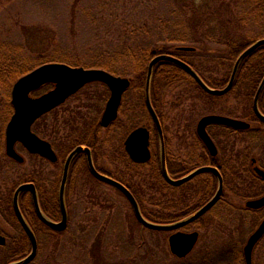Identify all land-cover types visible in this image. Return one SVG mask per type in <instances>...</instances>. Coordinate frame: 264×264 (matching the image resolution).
<instances>
[{
    "label": "rangeland",
    "instance_id": "374dc122",
    "mask_svg": "<svg viewBox=\"0 0 264 264\" xmlns=\"http://www.w3.org/2000/svg\"><path fill=\"white\" fill-rule=\"evenodd\" d=\"M195 1L203 13L207 9V4L204 6L203 4L209 0ZM212 1L215 6L230 3L234 11L237 0ZM174 2V0H0V71L7 65L12 64L15 67H9L8 71L13 80L0 83V118L3 119L0 127H3L10 114L7 106L8 99H10L13 83L21 77L20 72L26 70L30 72L35 69L42 58L46 59L47 56L66 55L80 65L75 66L76 68L85 69H92L88 67L97 65L101 57L105 59L106 66L110 69L107 71L129 78L132 82L123 96L118 120L108 132L111 139L110 144L103 146L105 153L106 149H109L108 154L111 161L105 169L132 187L140 197L147 213L152 215L161 211L176 213V208L183 205L176 203L178 207L173 206L171 199H175L177 193L166 189L158 191L149 187L147 183L141 186L139 183L143 179L144 170L125 164L115 149L118 147V150H122L120 146L132 128L149 124L146 121L147 112L143 92L137 87L132 77L136 63L130 59L121 58L120 53L132 44L134 48L138 44L145 46L153 41V38L144 39L145 35L139 30L140 27L155 28L159 27L162 22L165 25L160 27H174L172 22L180 20L179 15L176 12L173 13ZM209 21L212 26L215 25L211 18ZM133 27L136 28L135 35L138 38L136 43L134 42L136 45L126 41L127 36L120 35L122 31H131ZM139 37L142 39L139 40ZM217 52L220 51L217 50ZM221 54L222 52L218 53V55ZM182 55L194 64L205 79H220L226 71L222 60L214 53L211 55L203 52H189ZM186 84L189 83L182 82L171 86L166 84L163 78H158L154 92L160 101L159 109L164 114L165 135L170 142L168 150L172 161L187 163L189 159L185 157V139L193 140L195 125L202 115L221 111L227 104L231 106L249 104L244 98V93L235 95L233 92L232 100L229 101L225 98L209 100L198 91L185 86ZM88 92L94 94L93 97H95L92 111L88 108L89 97H82L81 101L76 104L73 103L72 97L55 111L56 118L52 115L44 117L50 124H57L58 137L62 138L65 144L73 141V108L77 110L78 107L81 108L79 111L82 114L79 115V119L82 120L78 123V128L87 126L82 122L83 120L93 119L95 123L99 121L108 92L104 85L92 83L83 88L77 96ZM256 129L259 130L261 127L256 126ZM106 133L107 130H104L101 138ZM261 136L263 135L259 131L249 139L258 140ZM46 137H54V135H46ZM254 140L250 145L246 144L247 149L255 157L264 159V139ZM246 146L245 143L238 145L239 149ZM113 155L114 160L111 158ZM192 162H195V159H192L190 164L187 163V166L193 165ZM29 170L16 165L10 167L11 174L6 173L3 176V192L7 193L12 184L24 180L28 175V172L24 171ZM45 175L47 191H41V203L44 209L51 210V198L56 193L57 185L54 184L55 179L48 171ZM74 177L76 178L75 186L72 187L67 200L70 213L67 229L57 236L56 240H53L52 237L46 236V229L39 226L40 232L37 237L41 252L33 264H45L48 260L45 258L52 255L54 261H57L55 263L58 264H91L89 252L97 240H100L102 247L106 249L109 261L113 262L121 260L122 256L130 251L128 244H130L131 236L134 243L138 242L137 230L128 225V217H132L133 214L123 195L107 185L96 183L86 175ZM137 186H140V189ZM140 190L142 192H139ZM194 191H189L191 197L189 200L192 201L190 206L197 201ZM255 192L257 190L252 191V193ZM91 200H94L95 204ZM227 200V203H220L214 208L209 217L207 229L199 230L192 227L185 230L195 229L200 234L195 249L185 262L188 261L189 264L202 262L205 264H244L243 261L236 260L237 254L239 251L241 253L247 238L258 224L259 218L257 214L245 212L243 201L235 197L233 193L232 195L228 193ZM184 210L183 208L180 213ZM4 215L9 222L0 224V234L6 238L5 244L0 246V264L12 253L11 250L16 242L22 240L20 226L11 220L8 211ZM145 234L150 248L148 258L140 263L133 262V264H184L169 254L167 242L159 239L161 236L149 232ZM168 235L169 233H165L166 238ZM159 244L161 249L158 248ZM29 251L30 246L28 253ZM253 264H264V241L254 250Z\"/></svg>",
    "mask_w": 264,
    "mask_h": 264
},
{
    "label": "trees",
    "instance_id": "16d2710c",
    "mask_svg": "<svg viewBox=\"0 0 264 264\" xmlns=\"http://www.w3.org/2000/svg\"><path fill=\"white\" fill-rule=\"evenodd\" d=\"M174 1H175L174 2L175 8L173 10V13L176 12V14L179 15V19H180V20H174L172 22L174 27H160L162 25H165L163 22L161 23L160 26L158 25L159 27H155V28L140 27L139 30H141L142 34L145 35L144 39L147 40L153 38V41L145 46L143 44L141 45L135 44L136 40H138V38L135 35L136 33L135 27L131 28V31L129 30H125L124 32L122 31L120 35L127 36L126 38L128 39L126 41H130L133 43L135 42L134 44L136 46L132 48L133 45L132 44L131 46H128L126 49L122 50L120 53L121 58H127L132 60L133 63H136V66L134 67V71L132 73V77L134 81L137 83V87L142 92H144V83H145L148 63L154 56L160 54L172 55L180 59L181 61L185 62L189 66H191L208 87L213 89L222 88L225 82L228 80L233 65L237 57L240 55V53L255 41L264 38V0H237V1L234 0L235 1L234 11L233 8L230 7V3L227 4L222 3L223 5L221 4L220 6L217 5L215 6V4L213 5L214 1L209 0V2L203 4V6L207 4L206 5L207 9L204 10L203 13H201V9H200L201 7L198 6L195 0H174ZM210 3L211 6H209ZM210 18L212 19V22H215L214 26L211 25L209 21ZM141 39L142 38L139 37V40ZM181 46L191 47L193 48V50L191 51L178 50V48ZM217 50L222 52V54L218 55V53L220 54V52H217ZM189 52H198V53L203 52V53H209L211 55L212 53L216 54L217 57H219L222 60V65L226 70L224 75L220 79H212V78L211 80L205 79L204 77H202V74L197 70L194 64L182 55L183 53H189ZM138 54L139 56H137ZM51 62L62 63L72 67L80 66L79 64L73 62L72 58H69L63 54H58L54 56H47L46 59L42 58L40 63L37 64L35 68L40 65ZM106 64L107 63L105 59L100 57V59H98L97 65L89 66L88 68L102 69L105 71L110 70L106 66ZM9 67L15 68L12 64L9 66L7 65L2 67V71H0V83H4L7 81L10 82L11 80H13L12 76H10L11 73H8ZM28 72L29 70H26L22 73L20 72V74L19 71L18 73L16 72L15 73L17 75L19 74L20 76H23ZM107 72L119 76L113 72L110 71ZM263 76H264V45H261L258 48H256L251 54H249L241 63L237 72L236 81L233 87V92L236 93V91L237 92L242 91L245 94L244 95L245 100L248 101V104L250 106L252 104L254 94ZM158 78H163L166 84L171 86L178 85L182 82L189 83L186 84L185 86H188L191 90L198 91L199 94H201L202 96H204L209 100H221L224 99V97L218 98L217 96L205 92L179 65L165 60L159 61L153 68L152 80L150 86V99H151L152 107L160 121L162 131L165 136L166 148H167L166 151L169 152L168 147L170 142L169 139L166 138L167 135H165L166 129L164 127L165 124L164 114L159 109L160 101L154 92L155 82ZM129 81L130 83H132L130 79ZM263 94H264V90H263ZM146 121L147 123H149L147 124V126L151 127L150 129L152 131L151 150L154 152V159L150 164L147 165L146 169H143L144 170V173L142 174L143 179L139 184L142 186L144 183H147L149 187L154 188L155 190L163 191V189H166L167 191L177 193L175 199H171L173 201L172 202L173 206L176 203L179 205L181 204L183 205L179 208H176L178 207L176 205L174 206L176 208L175 210L176 213H174L173 211L170 212L161 211L156 215H152L151 213H147L144 210V206L142 205V201L140 197H138L137 194L133 192V190L131 189L132 187L126 182H124V185L128 187L129 190L132 192L133 196L135 197L139 205V210L141 212V215L147 221L155 224L175 223L183 219L187 215L193 213L197 209H199L200 206H202L207 201L208 197L212 194L213 188L207 184L208 186L206 187L204 194H202L200 187L197 186L199 181L198 179L192 181L188 185H182L180 187H171L168 184H166L162 180L160 174V168L158 162L159 145H158L157 136L152 128V125L150 123V118L148 115ZM91 129L92 132L88 135L89 136L88 141L93 145V149L98 153L100 149V143L97 140V136L100 130L98 126H96V124H93V127ZM261 134H264V132H262ZM68 146L70 147L68 148L67 151L73 148V141L72 143L68 144ZM93 180L96 183H100L96 179ZM72 187H73V173L71 172L65 193V201L67 208V225L65 230L67 229L69 223V214H70L68 210L67 200ZM137 187L138 189H140L139 188L140 186ZM192 190H195L194 192L197 201L192 206H190L189 204L192 201L187 199L189 198V194H187V192ZM139 192L142 191L140 190ZM90 198L94 199L91 196ZM91 202L95 204L94 200H91ZM51 203H52V209L46 210L42 207V204L40 202L43 212L49 218L50 217L53 218L54 216H58L59 214L56 193L51 198ZM215 207H213L210 211H208L199 220L186 226L183 230L185 231L186 229L188 230V228H192V227H195L199 230L207 229L209 226V217L213 213ZM170 208L173 207L170 206ZM183 208L185 210L182 213H180V211H182ZM20 209L25 219L29 223L31 229L35 233L37 242H38L37 235L39 234L38 232H40L39 226L45 228L46 236L52 237L53 240H56L57 236L65 232V230L61 232L53 231L48 227H46L44 224H42L35 216L31 204V200L29 197L27 198L24 197L22 199V201L20 202ZM177 210L180 211L177 212ZM127 221H129L128 225L131 226L132 229L137 230L138 242L134 243V241L132 240L133 237L131 236L130 244H128L130 245L129 246L130 251L124 254L121 260L112 262L109 261L107 251L104 247H102L101 241L97 240V242H95L91 246V249L89 248L90 249L89 254L91 256V264H133V262L140 263V261L147 259L150 248L148 246V240L145 234L146 232L156 233L158 234L159 237L161 236L159 239L165 241V243L167 242V238L165 236V233L167 232L155 231L144 228L137 222V220L134 218L133 215L132 217H128ZM14 222L17 223L15 219ZM189 230L198 231L195 229L194 230L189 229ZM263 241L264 239L261 242ZM29 246H30L29 242L24 232L22 231V240L16 242L13 249L11 250L12 253L5 261L2 262V264H8L10 262H14L25 257L28 254ZM158 248L161 249L160 244ZM40 252H41V246L38 242L37 254L29 264H33L35 262ZM168 252L171 255L169 249ZM192 252L188 256H190ZM52 256L45 258L48 259L46 260L45 264H58L55 263L57 261H54ZM188 256L182 259H177L174 256L172 257L178 261L184 262V264H189L190 262L188 261L185 262ZM236 260H238L239 262L243 261L242 251L241 253L239 251ZM199 264H205V262Z\"/></svg>",
    "mask_w": 264,
    "mask_h": 264
},
{
    "label": "flooded vegetation",
    "instance_id": "af4514ba",
    "mask_svg": "<svg viewBox=\"0 0 264 264\" xmlns=\"http://www.w3.org/2000/svg\"><path fill=\"white\" fill-rule=\"evenodd\" d=\"M229 78H230V75L228 77V80L225 82L222 88H224L227 85ZM235 81H236V78L234 80L232 87L230 88L228 92H226L223 95L217 96V97L218 98L224 97L228 101L232 100L231 95L233 92ZM89 84H86L83 87H81L73 95L68 97L62 104L44 113L32 123L30 127L31 133H33L40 141L48 144L49 150L52 152L50 155L46 147L42 148L43 150L42 154L32 153L20 141H16L12 147L13 152L16 154V158L8 154L6 130H7V125L10 122L14 114V108L11 104V91H10V99H8V104H7L10 114L8 115V118L5 124L3 125V127H0V224L9 222L6 216L4 215L6 214L7 211L9 212L11 220L15 219L17 221L14 208H13V198H14V194L16 190L20 186L24 184L33 185L35 191L37 192L39 203L42 201L40 197V193L42 190L47 191L46 175H45L47 171L49 172L50 175L53 176V178L55 179L54 184L57 185V189L55 188V190L57 194V206H58V191L60 188L61 178H62L66 160L69 157V155L79 147H83L89 150L92 164L95 170L99 174H102L111 179H114L124 185V181L122 179L116 177L111 171L105 169L106 166L108 167L111 161L109 160L110 159V155L108 154L109 149H106V153H105V148L103 146L105 144L107 145L110 144L111 139L109 137L108 132L110 128L114 127V125L116 124L118 120L119 110L122 104V99L125 93L128 91V89L123 93L121 104L117 111V117L115 118V120L110 122L107 126L101 125V117L103 115L106 103L110 96V91L107 88V86H105L104 84L102 85L105 86L106 91L108 92V98L106 100L103 111L97 123H95V120L93 119L83 120L82 122L87 124V126L83 128H78V123L81 122L82 120V119H79V115L82 114L81 111H79L81 110V108L78 107V110L77 108H73V148L70 149L69 151H67L68 148L70 147L68 146L69 142H67L66 143L67 145H66L64 143L65 141H62V138L58 137L59 135L57 133V124L52 125L48 121H46V119H44V117L46 116L48 117V115L49 117L50 115H52L54 116V118H56L57 113H55V111L58 108H60L62 105H64L72 97H73L74 104L80 102L81 101L80 99L84 96L89 97L87 100L89 101L88 108H90L89 110L92 111L93 104L95 103V101H93V98H95L93 97L94 94H92L91 92H88L79 97L77 96L83 90V88H85ZM222 88H219V89H222ZM53 89H54V84L47 83V84L42 85L39 89L31 92L30 96L32 98H39ZM241 93L243 92L236 91L235 95L241 94ZM236 105L231 106V104H227L225 109H222L221 111H214V112L206 113L198 119L197 123L202 118L207 117V116H219V117H223L229 120H236V121L244 122L248 124V127L234 128V127L221 124V123L207 124L205 126V132L214 145V152L211 153V151L208 150L206 144L197 135V132H196L197 123H196L194 131H193V134H194L193 140L188 141V138L185 139V145H186L185 146V150H186L185 157L189 159L187 163L190 164L191 160L195 159V162H192L194 164L190 165L189 167L187 166L186 162H183V161L179 162L177 160L172 161V157L170 156V153L166 151L167 149L166 140L164 136L165 167H166V171H167L169 178L173 180L181 179L198 168L209 167V168L214 169L217 172L221 180L222 190H221V195L219 197V200H217V202L215 203L213 207L223 202L227 203L228 193H230L231 195L233 193L235 197H239L243 201L242 204H243V208L245 212L249 214L258 215L259 220H258V224L255 227L256 229L257 226L262 222V220H264V205L261 206L260 208L254 209V208H248L246 206V203L259 200L264 197V178L255 171V168H257L260 171L264 172V159L261 157L259 158L257 156L255 157V155L252 154V152L249 151V149H247L248 146H246V144L250 145L253 142L254 139H249V138H253L254 133H257L259 131L261 133L264 132V125H263L264 121L260 120L255 114L253 110V104H251L250 106L246 105L245 103L239 104V105L236 104ZM257 106H258L259 112L264 116V94L263 92L259 98V102ZM145 109H146L147 115L150 118V123L152 125V128L157 136L153 121L148 113L147 108ZM4 116L5 115H3V117ZM2 120L3 119L0 118V123L2 122ZM93 124H96V126H98L100 130L97 136V140L100 143V149L98 153L97 151L93 149V145L88 141L89 140L88 135L92 132L91 128L93 127ZM143 126L146 127L147 130L149 131V141H150V144H149L150 159L149 160L145 162L134 161L129 157V155L127 154L125 150V145H124L125 140L127 136L131 133V131L134 129H131L125 136L122 142V146H120L122 150L121 151L118 150V147L115 148L116 151H118L119 156H121L120 159L124 160L125 164H128L129 166L135 167L138 169H146L147 165L150 164L152 160L154 159V152L151 150V136H152V133H151L152 131L150 129L151 127L145 126V125ZM256 126L261 127V129L259 130L256 129ZM104 130H107V133L106 135H103V137L101 138L102 132ZM46 135H49V136L54 135V137L47 138ZM262 135L263 136H261L258 140H254V141H259L261 139H264V134ZM239 143H245L246 147H241L239 149L238 147ZM241 145H244V144H241ZM113 151L117 154L115 150ZM111 158L114 160V155ZM158 162H159V168H160V174H161L162 180L171 187H180L182 185H188L192 181L198 179L199 180L198 185L197 184L196 185L200 187L201 193L204 194L206 187L208 185L211 186L213 188L212 194L208 197L207 201L202 206H204L215 195L217 189L219 188V178L212 172L201 173L179 186L170 185L164 179L162 172H161L160 152L158 153ZM14 165L19 166V167H26L27 169H30V170L24 171L25 173L28 172L27 173L28 175L24 180H20L12 184V186L10 187V190H8L7 193H4L3 192V185H4L3 176L6 173L10 175L11 174L10 167ZM125 171L128 172V170H125ZM71 172L73 173V186H75L74 182L76 179L74 176L86 175L94 179V177L89 171L86 155L83 152L74 155L73 159L69 163L67 184H68V179L71 175ZM57 175L59 176V178H55V176ZM67 184H66V188H67ZM103 185H107V184L103 183ZM107 186L109 187V185ZM127 189L129 190L128 187ZM241 190H244V191H241ZM253 190H257V192L252 193ZM133 192L135 193L134 190ZM239 192H243V194H239ZM187 194H189V191L187 192ZM24 197L26 198L29 197L32 203L31 193L28 191H23L18 196L17 201H18L19 206H20V202L22 201ZM190 198L191 197L189 194V198L187 199H190ZM185 199H186V196H185ZM9 203H10V206H9ZM58 212H59L58 216H54L53 218L50 217V219L57 221V222L60 221L59 207H58ZM263 239H264V235L260 239V241L255 245L254 250L261 243Z\"/></svg>",
    "mask_w": 264,
    "mask_h": 264
},
{
    "label": "water",
    "instance_id": "95a60500",
    "mask_svg": "<svg viewBox=\"0 0 264 264\" xmlns=\"http://www.w3.org/2000/svg\"><path fill=\"white\" fill-rule=\"evenodd\" d=\"M264 45V38L259 39L249 45L245 50H243L240 55L237 57L229 78L227 85L223 89H212L208 87L204 81L199 77V75L194 71V69L181 61L180 59L171 56V55H156L154 56L148 63L147 72L145 77V85H144V99L145 106L148 110V113L153 121V124L156 129L157 137L159 140L160 146V158H161V172L164 179L173 186H179L191 178L204 173V172H212L218 178L217 172L209 167L198 168L195 171L191 172L187 176L173 180L169 178L166 167H165V157H164V142H163V134L159 119L151 105L150 100V86L152 79V72L154 66L162 60L173 62L179 65L195 82L207 93L220 96L225 94L232 87L238 69L242 63V61L251 54L256 48ZM181 51H191L193 48L187 46H181L178 48ZM92 82H100L107 86L110 91L109 99L106 103L105 110L101 117V125L107 126L110 122L115 120L117 117V111L121 103L122 95L127 90L130 85V82L126 78H121L118 76H114L104 70L100 69H84V68H74L65 64H44L28 74L19 78L13 85L11 90V104L14 108V114L7 125L6 136H7V147L8 154L16 158V154L13 152V144L16 141H20L23 145L32 153H43L42 148L46 147L49 155L52 153L49 150L48 144L40 141L33 133L30 131V127L32 123L44 113L50 111L51 109L62 104L68 97L73 95L76 91H78L81 87L86 84ZM52 83L54 84V89L50 92L42 95L39 98L30 97V93L39 89L42 85ZM264 88V77L255 93L253 99V110L257 117L264 121V116L258 110V99L262 93ZM210 123H221L234 128H246L248 124L236 121L229 120L219 116H207L202 118L196 126V132L199 138L206 144L207 148L211 153L214 152V145L207 136L205 132V126ZM125 150L129 157L137 162H145L150 159L149 152V131L146 128L140 127L133 130L125 140ZM83 152L86 155L87 164L90 173L97 180L115 188L118 190L130 203L131 209L136 220L139 224L147 229L155 230V231H165V232H173L167 240L168 248L170 253L178 259L186 257L193 248L195 247L198 240V232L194 231L191 233H185L180 231L183 227L197 221L200 217H202L205 213H207L219 200L222 190L221 180L219 178V188L217 189L215 195L201 208L192 213L191 215L185 217L184 219L177 221L171 224H155L147 221L139 210L138 204L132 194L128 191L126 187H124L119 182L99 174L91 161V157L89 154V150L83 147L77 148L74 152H72L66 160L61 184L59 188L58 194V204L60 210V221L53 222L49 218H47L41 211L37 199L36 191L31 184H24L20 186L13 198V208L19 222L20 226L24 230L29 243H30V252L29 254L17 261L11 262L9 264H29L35 257L37 253V241L29 227L28 223L22 216L19 207H18V196L23 191H28L31 193L32 204L35 210V213L39 220L44 223L46 226L53 230L62 231L66 227L67 222V211L65 206V186L67 182L68 176V166L73 156ZM255 171L264 178V172L255 168ZM264 205V197L247 202L246 206L248 208H260ZM264 235V220L258 225L256 230L247 238L246 243L243 247V260L244 264H252V252L255 245L260 241V239ZM5 244V238L0 235V245Z\"/></svg>",
    "mask_w": 264,
    "mask_h": 264
}]
</instances>
